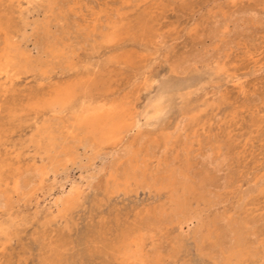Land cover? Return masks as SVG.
<instances>
[{"label":"rangeland","instance_id":"rangeland-1","mask_svg":"<svg viewBox=\"0 0 264 264\" xmlns=\"http://www.w3.org/2000/svg\"><path fill=\"white\" fill-rule=\"evenodd\" d=\"M101 104L135 126L119 144L72 140ZM48 125L71 158L50 157ZM128 150L149 183L177 167L194 181L175 220L153 218L170 219L181 176L177 193L112 189ZM263 179L264 0H0V264H264Z\"/></svg>","mask_w":264,"mask_h":264},{"label":"bare ground","instance_id":"bare-ground-1","mask_svg":"<svg viewBox=\"0 0 264 264\" xmlns=\"http://www.w3.org/2000/svg\"><path fill=\"white\" fill-rule=\"evenodd\" d=\"M73 3V2H72ZM66 5V4H65ZM68 6V5H67ZM71 6V5H69ZM86 4H85V8H86ZM124 6V5H123ZM125 7H127L125 5ZM83 7H81L82 9ZM93 8V7H91ZM89 9V8H88ZM80 10V9H78ZM95 10V9H94ZM85 11H87L85 9ZM58 12V11H57ZM92 12V11H91ZM89 12V13H91ZM97 12V11H96ZM59 13V12H58ZM71 13V12H70ZM69 13V14H70ZM246 13V12H245ZM110 14V13H109ZM85 15V14H83ZM90 15V14H88ZM98 15V14H97ZM104 15V14H103ZM113 15V14H112ZM260 15V14H259ZM70 16V15H69ZM75 15H73L74 17ZM79 16V15H78ZM87 16V15H86ZM67 17V16H66ZM77 17V15H76ZM75 17V18H76ZM84 17V16H83ZM102 17V16H101ZM59 18V17H58ZM69 18V17H68ZM67 18V19H68ZM106 17H104L105 19ZM42 19V18H41ZM61 19V18H59ZM66 18L63 19L62 17V20H67ZM92 19H95L92 18ZM91 19V20H92ZM100 19V18H99ZM71 20V19H70ZM76 20V19H75ZM82 20V19H81ZM80 20V21H81ZM84 20V19H83ZM87 20V19H86ZM90 20V19H89ZM88 20V21H89ZM102 20V18H101ZM100 20V21H101ZM107 20V18L105 19ZM229 20V19H228ZM78 21V19H77ZM87 21V23H88ZM103 21V20H102ZM68 22V20H67ZM72 22H74L72 20ZM104 22V21H103ZM99 23V22H98ZM33 24V23H32ZM79 24V23H78ZM77 24V26H78ZM235 24V23H234ZM74 25H75V22H74ZM81 25V24H80ZM87 25V24H86ZM73 26V25H72ZM89 26V25H88ZM92 26V25H90ZM104 26V25H103ZM72 28V27H71ZM87 28V27H86ZM74 29V28H73ZM76 30H78L77 28H75ZM74 29V30H75ZM84 29V28H83ZM103 29H106V28H103ZM75 30V31H76ZM40 31V30H38ZM58 31V30H57ZM62 31V30H61ZM73 31V30H72ZM70 31V32H72ZM80 31V29L78 30ZM85 31V30H84ZM41 32V31H40ZM44 32V31H43ZM56 33V31H53ZM51 31V33H53ZM60 32V31H59ZM50 33V32H49ZM50 33V34H51ZM62 33V32H60ZM73 33V32H72ZM71 33V35H72ZM78 34V33H77ZM115 34V33H114ZM117 34V32H116ZM53 35V34H52ZM58 35V34H57ZM60 35V34H59ZM75 33L73 34V37L74 40H75V37H74ZM99 35V34H98ZM118 35V34H117ZM50 36V35H49ZM51 39V37H49ZM54 36V35H53ZM61 36V35H60ZM69 36V35H68ZM78 36H81L78 34ZM41 37V36H40ZM55 37V36H54ZM112 37V36H110ZM47 38V37H46ZM71 38V39H72ZM81 38V37H80ZM100 38V36H98V39ZM41 39V38H40ZM52 39L54 40V38L52 37ZM51 39V40H52ZM70 39V40H71ZM101 39V38H100ZM112 39V38H111ZM92 40V39H91ZM90 40V41H91ZM116 40V39H115ZM113 40H111L110 42H112ZM55 42V41H54ZM95 42V41H94ZM49 43V42H47ZM74 43V42H73ZM109 43V42H108ZM78 44V43H76ZM87 44V43H86ZM80 45V44H79ZM90 45V43H89ZM88 46V45H87ZM91 46V45H90ZM19 48V47H18ZM39 48V47H37ZM30 50V49H29ZM16 56L20 57V56H23V52L20 50V49H16ZM65 52V51H64ZM38 58V57H37ZM61 58V57H60ZM35 63V62H34ZM40 64V63H39ZM38 65V63H37ZM54 71V70H53ZM16 75V74H15ZM236 77V75H235ZM60 102V100H59ZM104 105H99V107H94V108H90V107H86L84 108V110L78 114L77 118H76V122L79 126V129L78 130H81L80 131V134L79 135H74L72 136V140H75V141H79L81 143H90V146L91 145H96V144H99L101 146L109 143V142H115V143H120L122 141V137H121V134L126 130V129H130L132 127L135 126V124H128V120H129V117L128 115L126 114L127 112L126 111H122V110H113V109H109V110H105ZM68 107V106H67ZM161 111V108H160V105H155V108H154V112H153V115H156V114H159ZM153 118V116H152ZM182 123V122H181ZM182 127V125H178V127ZM76 127V126H74ZM127 127V128H126ZM175 128V129H177ZM179 129V128H178ZM181 129V128H180ZM182 130V129H181ZM42 135H46V137L48 138V140L50 141V146L47 148L50 152V149H56V153L52 154V159H59L60 156H64L66 158H71L75 153H74V149L73 147H71L69 144H67V141H68V137L69 136H64L65 138H63V140L57 135L55 134V131H54V127L51 125H48L47 127H45L44 129H41V132H40ZM129 136V135H128ZM127 136V137H128ZM126 138V137H125ZM126 140V139H125ZM37 141V140H36ZM62 143L60 145V142ZM121 146V145H120ZM51 147V148H50ZM108 147V146H107ZM151 147V146H150ZM149 147V148H150ZM110 148H113V147H110ZM122 148V147H121ZM103 149V148H102ZM106 149V148H105ZM43 150V149H42ZM83 150V149H82ZM149 150V149H148ZM117 151V150H116ZM119 151V150H118ZM105 152H108V151H105ZM149 152V151H148ZM111 153V152H110ZM209 153V152H208ZM48 154V153H47ZM103 154V152H102ZM115 154V153H114ZM143 154V153H142ZM106 155V154H105ZM104 154L103 156L105 158H108L106 157ZM109 155H112L113 157V154H109ZM211 155V153H210ZM49 157V158H50ZM140 157H141V154L139 152H135L134 150H128L125 154V162L126 164L123 165L121 168V171L119 172L118 170V167H114L112 169V176H115L114 177V181L112 183V189L115 190V191H118V190H121L122 188H125V189H129V187L131 186V181L132 180H135L137 182H147L146 179H148V172L145 170L146 167L148 165H146L147 163L146 162H141L140 163ZM143 157V156H142ZM88 158V157H87ZM111 159V158H110ZM208 159V158H207ZM209 161V160H208ZM38 164V163H37ZM166 164V163H165ZM56 165V164H55ZM53 165V166H55ZM108 165V164H107ZM170 165V164H169ZM168 165V166H169ZM57 166V165H56ZM52 167V166H51ZM38 168V167H37ZM36 168V169H37ZM76 169V168H75ZM177 168H174V169H171L167 171V173H165L164 175H159V173L157 172L156 175L152 178L153 181L151 183H149L150 181L147 182L146 187H150V185H154L155 187H159V188H163V187H172L173 188V192L177 193V183H176V177L177 176H181L182 177V197L180 195H177L175 194V196L173 197V202H175V206L173 207V211L172 213L170 212V214H172V216L169 217L168 216H165L162 214V216L160 217V215L158 216H155L153 219L155 222H158L160 223L161 221L163 220H166L168 219L169 220H172L174 218H177L178 215H180L184 210L185 208L187 207V196L195 193L197 191V187L193 184L194 181H190V176L188 174H186V172L182 169V171L180 170H177ZM55 170V169H54ZM53 171V169H52ZM56 171V170H55ZM32 172V171H31ZM31 172H27L28 174L31 173ZM54 172V171H53ZM43 173V169H38L36 171V175H42ZM57 174V173H56ZM198 174V173H197ZM32 175V174H31ZM52 175V174H51ZM120 175V176H118ZM26 177V176H25ZM180 177V178H181ZM194 177V176H193ZM178 178V177H177ZM178 178V179H180ZM60 179V178H59ZM181 180V179H180ZM264 180V179H263ZM262 183L264 184V182L262 181ZM260 183V184H262ZM85 185V184H84ZM199 186V185H198ZM256 186V185H255ZM258 187V186H257ZM200 188V187H199ZM255 188V187H254ZM257 190V189H256ZM19 191V190H18ZM255 192V191H254ZM253 193V192H252ZM177 195V196H176ZM78 199V194H77V189L73 188L71 189L69 192H68V195H66L64 198H60L59 199V202L61 204V206H63L64 208H67V209H70L72 206L75 205L76 201ZM208 211V210H207ZM168 214V213H167ZM57 217V216H56ZM221 217V216H220ZM158 218H161V219H158ZM175 220V219H174ZM216 220V219H215ZM220 220V219H219ZM226 220V218H225ZM227 221V220H226ZM237 222V221H235ZM234 222V223H235ZM170 223V222H169ZM201 223V222H200ZM217 223H220L219 221ZM216 223V224H217ZM222 223V222H221ZM223 224V223H222ZM219 225V227H221L222 225L221 224H217ZM237 223L233 224L232 227H231V230L233 229L232 232H235L236 233V246L233 247L231 250H229V252H233L237 255V253L239 254L238 250H235L236 247H240V246H243L244 243H245V237L243 238V233H241L238 230H237ZM226 226V225H225ZM223 226V227H225ZM228 227V225H227ZM226 228V227H225ZM229 228V227H228ZM226 228V229H228ZM224 229V228H223ZM225 230V229H224ZM227 231V230H226ZM229 231V229H228ZM198 234V233H197ZM223 234H225L223 232ZM231 235H233V233L231 234V231L230 233H228ZM223 236H226V235H223ZM229 236V237H230ZM248 236V235H247ZM198 237V236H196ZM227 238V242L230 241L228 240V236H226ZM250 238V237H249ZM199 237L198 239L196 238V240L199 241ZM223 239V240H225ZM234 239V238H233ZM222 238H221V241H223ZM259 241V240H258ZM255 242V241H254ZM232 244V243H231ZM224 245V244H223ZM228 247V246H227ZM230 247V246H229ZM262 247V246H261ZM264 247V246H263ZM218 249V247H217ZM226 249V248H225ZM230 249V248H229ZM216 250V249H214ZM213 250V251H214ZM235 250V251H234ZM226 251V250H225ZM227 252V251H226ZM218 253V252H217ZM221 254V253H220ZM218 255V254H216ZM215 255V256H216ZM223 259V258H220V260ZM219 261V260H218ZM227 261H225L224 263H226ZM219 263H222L221 261Z\"/></svg>","mask_w":264,"mask_h":264}]
</instances>
